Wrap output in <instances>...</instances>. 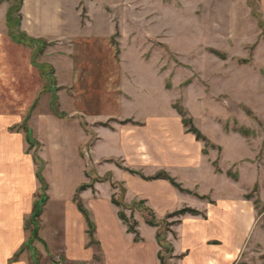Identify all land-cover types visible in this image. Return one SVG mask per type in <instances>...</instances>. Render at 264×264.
<instances>
[{"label":"crops","instance_id":"obj_1","mask_svg":"<svg viewBox=\"0 0 264 264\" xmlns=\"http://www.w3.org/2000/svg\"><path fill=\"white\" fill-rule=\"evenodd\" d=\"M80 1L22 0L20 5V30L32 37L56 41L45 52L48 57L63 58L55 65L60 79L58 86H63L58 89L64 90L62 105L70 110L63 119L75 125L76 119L83 120L77 126L83 132L87 155L83 180L74 185L71 193H52L51 182L43 174L46 197L37 217L36 236L29 243L26 219L31 214L34 191L40 189V182L34 156L24 150L23 134L9 131L8 125L22 119L35 105L42 104L31 112L32 121L52 120L53 116L45 109L46 92L40 96L44 77L32 61L31 50L8 35L6 24L0 27V264H161L156 226L146 222L147 211L137 208L133 211L137 220L136 237L118 216V206L112 202L111 195L118 194L119 186H113L111 181L124 186L125 202L142 198L156 217L184 205L199 210L180 214L171 226L172 231L166 232L173 246L172 253L180 255L172 258L175 264H232L237 251L245 246L246 235L256 216L255 199H249L246 193L254 185L258 187L259 197L264 192V163L261 162L264 157L258 159V149L248 146L247 152L227 154L222 143L207 135L211 144L203 152L202 140L185 129L181 114L171 101L164 111L155 105L148 106L147 110L144 105L150 101L145 97L143 106H139L141 113L136 111L138 108H130L132 100L124 92L129 94L128 88L132 85L128 86L125 71L120 75L113 56L114 47L108 50L107 57L92 58L93 63L86 58L78 59L80 70L77 69L74 55L87 57V51L98 45L103 49L115 31L116 22L106 10L104 0ZM114 5L118 7L117 2ZM255 6L256 14L264 20V0H256ZM82 9H85L84 15ZM63 40L71 45L79 40L83 49H65V46L63 49L58 45ZM97 64L99 77L89 72ZM97 78L101 82L98 93L91 83ZM76 86L77 91L73 93ZM94 103L98 108L90 106ZM72 114L77 115L71 117ZM124 118L130 120L121 122ZM224 132L243 136L235 131ZM39 146L42 148V141ZM39 153L42 155L41 150ZM242 166L250 175L246 186L240 183L244 175ZM45 167L46 160L42 168ZM129 168L144 175L164 169L184 189L168 178H146ZM205 171L210 179L201 178ZM105 174L109 178L94 180L92 186L79 191L80 201L93 223L90 236L74 192L79 183ZM185 177L190 178L184 180ZM105 183L109 190L102 193ZM141 211L143 221L149 226L138 217Z\"/></svg>","mask_w":264,"mask_h":264},{"label":"rangeland","instance_id":"obj_2","mask_svg":"<svg viewBox=\"0 0 264 264\" xmlns=\"http://www.w3.org/2000/svg\"><path fill=\"white\" fill-rule=\"evenodd\" d=\"M16 1L0 0V27L6 24L8 35L12 39L13 35L17 36L18 39H14L31 50L32 61L37 63L44 77L40 93L45 91L48 98V103H44L45 109L51 111L53 119H40L38 122L31 119L33 111L42 105H35L43 95L41 93L34 99L35 109H29L22 119L8 125V130L23 134L25 152L32 155L35 152L37 163H41L42 167L46 160V167L41 168L40 172L51 182L52 193L68 194L84 176L83 165L87 155L83 148V132L77 126L83 120L76 119L75 125L63 119L68 117L70 110L62 105L64 90L58 89L63 86H58L60 79L55 70L56 62L63 58L59 55L48 57L45 52L48 45L56 41L45 38H38L36 43L20 40L17 22L21 17H18L20 9L12 7L10 24L7 22V9ZM115 2L118 7H115ZM103 3L116 19L115 31L103 49L102 45L92 47L87 51V57L75 54L77 62L74 65L77 69L80 70L78 59L86 58L93 63L92 60H98L100 55L107 57L108 50L114 47L113 56L120 75L125 71L128 86L132 85L128 88L131 98L128 92H124L132 100L130 108H138L136 111L141 113L142 99L145 97L150 101V104L144 105L147 110L148 106L153 108L155 105L164 111L171 101L173 107L177 105L182 108L184 116L190 117L204 135L222 143L227 154L247 152L249 147L258 149V159L264 157V20L260 14H256V0H104ZM81 14H85V9ZM58 45L63 49L64 46L65 49H83L79 40L72 45L63 40ZM133 69L135 73H130ZM89 72L99 77L98 64L92 66ZM91 83L98 93L101 82L97 78L92 79ZM68 89L66 91L70 93ZM75 91L77 86L72 90L73 93ZM52 94L56 95L53 100ZM133 101L138 103L134 104ZM90 106L98 108L95 103ZM76 115L72 114L71 117ZM102 123L106 124L107 121ZM27 127L30 135L40 140L27 141ZM224 130L239 132L245 137L227 134ZM41 141L42 148L39 146ZM14 144L17 142L14 141ZM261 162L264 163V158ZM244 168L242 166V186H246L250 179ZM104 176L109 178L108 174ZM189 178L185 177L184 180ZM201 178L210 179L208 172L205 171ZM107 183L102 186V193L109 190ZM255 190L252 188L248 191L251 193L249 199L254 201L256 198L255 221L246 235L245 246L237 251L232 264H264V192L262 198L258 196V187L255 186ZM37 196L39 200L43 199L39 205L41 209L46 197L45 189H36L35 199ZM131 207H123L126 214L133 215L135 207ZM142 213L138 217L148 225L143 221ZM38 216L39 213L33 216L36 222ZM28 218L26 227L31 234L34 223Z\"/></svg>","mask_w":264,"mask_h":264},{"label":"trees","instance_id":"obj_3","mask_svg":"<svg viewBox=\"0 0 264 264\" xmlns=\"http://www.w3.org/2000/svg\"><path fill=\"white\" fill-rule=\"evenodd\" d=\"M21 3H22V0H17L14 5H11V4L9 5V7L7 9V14H6V20H7V22L9 24H10V21H11L10 10L12 9V7L16 8V10H19ZM18 17H20V13H19ZM19 21H20V18L17 19L18 24H19ZM259 22H260V20H259ZM260 23H262V22H260ZM19 33L21 34L20 40H22V39L25 40L26 39V40H30L31 42H35L36 40H38V38H36V37H32L30 35H27L24 31H20L19 30ZM13 37L18 39L17 36H15V35H13ZM47 76H48V74H47ZM55 97H56V95L52 94V100ZM51 105L52 106L54 105L53 101L51 102ZM175 106H176L178 112L181 114L183 124L184 125L188 124L185 127V129L187 131H190V132L194 133V135H195V137L197 139L203 140L204 144H203V147H202V151L203 152H207V147L211 144L210 139L206 135H204L196 125H194L191 122V118L190 117L187 118L186 116H184V112L182 111L181 107H178L177 105H175ZM127 120H130V119L124 118V119L121 120V122H125ZM27 141H29V142H37V140L30 135V130H29L28 127H27ZM33 156H34V161L37 163L38 156H37V154L35 152H34ZM213 163L216 164V162L214 160H213ZM41 168H42V164L41 163H37V165H36V176H37V178H38V180L40 182V188L41 189H45L46 186H47V183H46L44 177L42 176V174L40 172ZM217 168L218 167L216 165V169ZM129 170L132 171V172H137V173H139L140 175H142L143 177H146V178H152V177H165V178H168L174 185H176L180 189H184L180 185V183L178 181H176L164 169H159V170H157L156 172H154L151 175H144L141 171H139L137 169H133V168H129ZM104 178L107 179L108 177H106L104 175H102V176L101 175H94L88 181L79 183L76 186L75 192H74V198L76 199L77 206L84 213V215L86 217V220H87V223H88V233L90 234V236L92 235L93 223H92V221L89 218L87 210L84 208V206L82 205V203L80 201L79 191L81 189L87 187V186H92V183H93L94 180H101V179H104ZM117 183H118L117 181H111V184L113 186H115ZM120 184L118 185L119 186L118 187L119 188L118 194L115 195V193H113L111 195L112 202H114L118 206L117 213H118V216L120 217V219L127 225V229L130 230V231H133L135 233L136 237H137V234H138V230L136 228L137 220L133 217L132 214H130V215L126 214V212L123 209V207L124 208L125 207L132 208L131 206H134L135 208H138V209H145L147 211V216H146V219H145L146 222L151 224V225L156 226L155 236H156L158 244L160 245V247L158 249V253H157L158 254V258L160 260V263L161 264H175V262L172 260V258L174 256H180V255H174L172 253L173 246H172V243L167 239L166 232L168 230L172 231L171 225L179 220L180 214H183L185 212L198 213L199 210L194 208V207L184 205V206H181V207H178L176 209H173L171 211L166 212L162 217H156L154 215L151 207H149L148 205L144 204V200L142 198L133 199L130 202H125L123 200L125 188H124V186L122 184L121 185ZM253 190H255V185L253 187ZM250 195H251V193H249V192L246 193L247 197H249ZM38 200H39V197L34 200L32 211H31V214H30V216L28 218L29 221L34 223L33 227L31 228V234L28 237V239L26 240V241H28V243L31 242V240L33 239L34 236H36V233H37V228L35 226L36 225V221L34 220L33 216L35 217L39 213V210H40L39 205L41 204L43 199L39 200V201ZM169 217H174V218L169 220L168 219ZM18 251H19V249H18ZM18 251H16V253H14V256H16Z\"/></svg>","mask_w":264,"mask_h":264}]
</instances>
